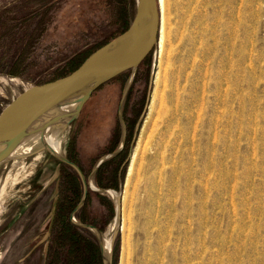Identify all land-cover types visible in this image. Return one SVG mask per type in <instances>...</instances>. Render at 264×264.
Here are the masks:
<instances>
[{
    "label": "rangeland",
    "instance_id": "rangeland-1",
    "mask_svg": "<svg viewBox=\"0 0 264 264\" xmlns=\"http://www.w3.org/2000/svg\"><path fill=\"white\" fill-rule=\"evenodd\" d=\"M164 1V30L170 33L161 55L157 42L143 64L94 91L59 134L60 152L94 187L77 220L107 234L115 192L120 224L112 264H264V0ZM134 9L135 0H0V107L23 87L56 78L78 52L122 33ZM159 61L157 111L146 122L125 186ZM163 82L168 97L179 95L190 111L199 109L200 94L208 98L193 153L175 156L178 135L157 126ZM157 135L164 136L159 141ZM122 147L123 154L112 158ZM162 158L164 188L156 196L149 185L158 180ZM57 165L43 151L0 165V264H82L69 245L62 257L56 250L60 225L70 223L82 194L65 165L50 182ZM77 229L98 246L90 232Z\"/></svg>",
    "mask_w": 264,
    "mask_h": 264
},
{
    "label": "water",
    "instance_id": "water-1",
    "mask_svg": "<svg viewBox=\"0 0 264 264\" xmlns=\"http://www.w3.org/2000/svg\"><path fill=\"white\" fill-rule=\"evenodd\" d=\"M159 30L158 0H135L134 14L125 31L96 49L72 72L47 81L31 83L10 97L0 107V140L19 128L27 138L40 146L39 150L31 152L29 155L43 151L58 162L50 182L59 176L60 165L67 166L79 178L82 194L70 214V223L76 228L90 232L96 238L102 264H112L111 245L113 239L110 247L107 248L102 232L93 225L79 222L76 217L85 204L88 189L93 190L90 182L86 180L81 169L67 159L60 150L37 139L27 127L25 118L41 108L58 106L71 113L67 116L66 127L71 119L74 121L78 117L87 99L94 91L118 75L129 70L134 71L140 66L157 44ZM130 82L131 79L128 85ZM107 157H102L98 161L97 167ZM55 207L56 200L53 201L50 212L51 219L54 217ZM50 228L51 224L49 230Z\"/></svg>",
    "mask_w": 264,
    "mask_h": 264
},
{
    "label": "bare ground",
    "instance_id": "bare-ground-1",
    "mask_svg": "<svg viewBox=\"0 0 264 264\" xmlns=\"http://www.w3.org/2000/svg\"><path fill=\"white\" fill-rule=\"evenodd\" d=\"M180 1V0H179ZM174 3V2H173ZM158 4H159V8H160V30H159V36H158V47H159V52H160V55H161V52L163 50V47H164V44H167L169 43V41L166 42V35H169V32L168 34H165V30H164V6H165V1L164 0H158ZM181 4H182V1H181ZM180 4V5H181ZM173 5V4H172ZM176 5V0H175V4ZM180 7V6H179ZM182 7V6H181ZM176 9V7H174ZM173 8V9H174ZM183 8V7H182ZM179 10H177L178 12ZM181 11V10H180ZM183 12V11H181ZM178 14V13H177ZM183 14V13H182ZM181 14V15H182ZM179 17V16H178ZM181 18V16H180ZM180 21V19H178ZM177 21V20H175ZM181 22V21H180ZM175 23V22H174ZM177 24L178 21H177ZM175 29V27H174ZM177 29V28H176ZM175 31V30H173ZM179 31V28L178 30ZM177 31L175 32L177 36ZM174 35V34H173ZM168 37V36H167ZM170 38V37H168ZM168 47V46H166ZM165 47V48H166ZM170 47V46H169ZM176 51V50H175ZM161 58V57H160ZM170 58V57H169ZM162 61V60H161ZM161 64L162 62L160 63V61L158 62V70L156 71V74H155V78H154V81H153V91H152V94H151V99H150V102H149V105H148V109H147V115L143 121V124L141 126V129H140V133H139V137L137 139V142H136V145L133 149V152L131 154V157H130V162H129V166H128V169H127V173H126V179H125V186H127L128 184V181H129V178L131 176V173H132V170H133V167H134V163H135V159H136V155H137V150H138V146H139V142L141 141V135L144 131V129L146 130V122L149 118V115L151 114L152 110L156 107L153 108L155 101H156V97H157V93L160 89V83H162L161 81V74H160V69L161 68ZM163 67V65H162ZM165 69V68H164ZM167 70V69H166ZM173 70V69H172ZM165 71V70H164ZM206 71V70H205ZM161 72H163L161 70ZM167 73V72H166ZM163 75V74H162ZM164 76H167V74L165 75L164 73ZM216 77V76H215ZM167 78V77H166ZM165 80V78H164ZM172 80V79H171ZM165 82V81H164ZM163 82V84H164ZM166 84H167V81H166ZM166 84L163 85V90H162V94L160 93V102H161V107L160 105L158 106L159 109V114L156 115L158 116L157 118V121L156 123L157 126L159 125L160 126V129L165 132L166 134H174L176 133L179 137V140H178V137L177 138H173L172 141H176V139L178 140L177 142V147L176 146H173L175 147V153L174 155L177 156L179 154V151H187V153H193L194 151V145H195V141H196V136L199 134L197 132V128H200L202 130V128L200 126H202L201 122H203V114H204V109H205V100L208 99L205 97V95H202L200 94V97L202 96V99H199V109L197 108V110H192L190 111L187 107L182 104L183 102L180 101L181 98H179V95L176 96L173 99H171L172 97H168L169 93L168 91H166ZM204 84V83H203ZM207 84V83H206ZM170 84H168L169 86ZM204 86V85H202ZM201 86V87H202ZM204 89V87H203ZM207 90V89H206ZM171 91V90H169ZM203 92V91H201ZM215 92V91H214ZM175 94V93H173ZM178 94V93H177ZM216 96V95H215ZM219 98V97H218ZM180 99V100H179ZM194 99V98H193ZM198 99V98H197ZM195 99V100H197ZM182 100H184L182 98ZM192 100V99H191ZM190 100V101H191ZM214 100V98H213ZM159 101V100H158ZM189 101V100H188ZM194 101V100H193ZM208 101V100H207ZM209 101H212V99ZM215 101V100H214ZM186 102V101H185ZM196 102V101H195ZM217 103V102H216ZM191 103H189L190 105ZM194 104V102H193ZM207 104H211V103H207ZM213 104V103H212ZM196 103L192 106H195ZM214 105H215V102H214ZM191 105L189 106L191 109L193 108ZM210 106V105H209ZM218 106V105H217ZM212 107V106H210ZM213 108V107H212ZM215 108V107H214ZM157 109V108H156ZM154 109V110H156ZM188 110V111H183V110ZM195 109V108H194ZM207 109L209 110V107H207ZM153 110V111H154ZM212 110V109H211ZM157 111V110H156ZM208 112L205 113V116L207 115ZM68 114H71L70 112L68 111H65L63 110L62 108L58 107V106H49V107H44V108H41L37 111H35L34 113L28 115L26 118H25V123L27 125V127L31 130V132L33 133V135H35V137L43 142H45L46 144L52 146L53 148L59 150V134H61L60 132L62 131V129L65 127V124L67 123V119H68ZM209 115V114H208ZM211 115V114H210ZM209 116V119L211 118ZM214 116V115H213ZM151 117V116H150ZM205 117V119L207 118ZM156 118V117H155ZM208 119V118H207ZM208 119V120H209ZM183 120V121H182ZM207 120V121H208ZM211 120V119H210ZM214 120V119H213ZM219 118H216V122H218ZM154 121V120H153ZM215 122V123H216ZM154 125V124H153ZM209 126V125H207ZM153 127V126H152ZM156 127V126H155ZM215 127V126H213ZM154 129V128H153ZM152 129V130H153ZM211 129V128H209ZM160 130V131H161ZM201 130L200 133H201ZM204 132L205 129H203ZM218 130V128H217ZM216 130V131H217ZM154 131V130H153ZM152 131V133H153ZM215 131V130H214ZM215 131V132H216ZM209 132V131H208ZM206 132V133H208ZM146 133V132H145ZM159 133V132H158ZM163 134V133H162ZM221 134V133H220ZM152 135V134H151ZM160 135V133H159ZM216 135V133H215ZM164 136V135H163ZM162 135L159 137L157 135V137H159V141H160V138L163 137ZM165 136H168V135H165ZM199 136V135H198ZM214 136V135H213ZM204 137V136H202ZM208 137H209V133H208ZM168 138V137H167ZM201 138V137H200ZM200 138L197 139V141H200ZM213 138V137H212ZM143 139V138H142ZM155 139V138H154ZM208 139V138H207ZM206 139V140H207ZM157 140V139H156ZM162 140V139H161ZM163 140L166 141V139L164 138ZM162 140V141H163ZM158 141V146H159V142ZM164 141V142H165ZM168 141H169V138H168ZM167 141V142H168ZM171 141V142H172ZM213 141H215V139L213 138ZM221 141V139H220ZM163 142V143H164ZM165 142V143H167ZM170 142V144H171ZM207 142V141H206ZM219 142V141H218ZM157 143V141H156ZM173 143V142H172ZM175 143V142H174ZM198 142H196L197 144ZM214 143V142H213ZM168 144V143H167ZM200 144V143H199ZM215 144V143H214ZM164 145V144H163ZM165 147V146H164ZM219 147V146H218ZM37 148H40V146L34 142L33 140L27 138L21 131V129L17 128L15 131L13 132H10L8 135H5L1 140H0V165L3 164L4 162H8V160H11V159H15L17 157H20V156H26V155H29L31 154V152L35 151V150H38ZM196 148V147H195ZM28 152V150H30ZM163 150L165 148H162ZM201 150V149H200ZM198 151V150H197ZM204 151V150H203ZM28 152V154H27ZM219 152V151H218ZM182 153V152H181ZM185 153V152H184ZM197 153V152H196ZM163 154V152H162ZM169 154V153H168ZM201 154V152H200ZM166 155V154H165ZM190 155V154H189ZM194 155V154H193ZM191 155V156H193ZM186 156V155H185ZM196 156V155H195ZM170 157V156H169ZM174 158V157H173ZM178 158V157H177ZM195 158V157H193ZM164 158H162V161H160L159 163V166H160V170L156 169L157 170V178L158 179L157 181H154L152 182L151 185H149V187L151 186L152 189H155L157 190V192L155 193L156 196H159L163 190V181L161 179L162 176V173H164L163 171L165 170V165H164ZM182 159V158H181ZM179 160V159H178ZM196 160V159H195ZM203 160V159H202ZM194 161V160H193ZM179 162V161H178ZM182 162V160H181ZM188 162V161H187ZM153 163V162H152ZM189 163V162H188ZM11 164V163H10ZM176 164V163H175ZM195 164V163H194ZM179 165V164H178ZM193 165V164H192ZM191 165V166H192ZM212 165V164H211ZM10 166V165H9ZM148 166V165H147ZM184 166V165H183ZM198 166V165H197ZM187 167V166H186ZM8 168V167H7ZM10 168V167H9ZM217 168V167H216ZM170 169V168H169ZM173 169V168H172ZM176 168H174L175 170ZM179 169V168H178ZM155 170V171H156ZM180 170V169H179ZM201 170V169H200ZM152 171V170H151ZM178 171V170H177ZM181 171V170H180ZM183 172V171H182ZM156 173V172H155ZM170 173V172H169ZM187 173V172H186ZM153 174V173H152ZM167 174V173H166ZM171 174V173H170ZM180 174V173H179ZM199 174V173H198ZM176 175V174H175ZM185 175V174H184ZM152 176V175H150ZM149 176V177H150ZM183 176V175H182ZM186 176V175H185ZM184 176V177H185ZM164 177V175H163ZM174 177V176H173ZM178 177V176H177ZM177 177L175 178L176 181H177ZM151 178V177H150ZM153 178H154V175H153ZM167 178V177H166ZM2 179V178H1ZM172 179V178H171ZM185 179V178H184ZM149 180V179H148ZM151 180V179H150ZM167 180V179H166ZM189 180V179H188ZM145 181V180H144ZM169 182V181H168ZM142 183V182H141ZM171 183H172V180H171ZM169 184V183H168ZM178 184V183H177ZM176 184V185H177ZM92 188L93 185H91ZM168 186V185H167ZM147 187V186H146ZM148 187V189H149ZM177 187V186H175ZM144 188V187H143ZM179 188V187H177ZM169 189V188H167ZM175 189V188H174ZM182 189V188H181ZM180 189V190H181ZM185 189V188H183ZM182 189V190H183ZM126 190V189H125ZM147 190V188H146ZM171 190V189H170ZM181 190V191H182ZM127 191V190H126ZM153 191V190H152ZM151 191V192H152ZM149 192V191H148ZM167 191H165L166 193ZM153 193V192H152ZM164 193V195L166 196V194ZM112 195V196H111ZM147 195V194H146ZM150 195V193L148 194ZM110 196L113 198V201L115 203V206H116V213H115V217L113 218V221L111 222V225H110V229L108 231L107 234L104 235V240H105V245L107 248L110 247V244H111V241L115 235V233H117V231L119 230V224H120V206H119V200H120V197L118 195V193H115V192H111ZM152 196V195H151ZM150 196V197H151ZM155 197V196H154ZM159 198V197H158ZM164 198V197H163ZM162 198V200H163ZM149 199V197H148ZM153 200V199H152ZM155 200V199H154ZM166 200H167V197H166ZM165 200V201H166ZM151 201V200H150ZM164 201V202H165ZM157 202V200H156ZM162 202V201H161ZM151 203V202H150ZM152 204V203H151ZM159 205V204H158ZM162 207V206H161ZM157 208V207H156ZM140 209V208H139ZM152 209V207H151ZM154 210V209H153ZM151 211V210H150ZM149 211V212H150ZM142 212V211H141ZM156 212V210H155ZM157 213V212H156ZM141 215V214H140ZM157 215V214H156ZM143 217V216H142ZM145 218V217H144ZM146 220V219H145ZM142 221V220H141ZM144 222V221H143ZM121 228H122V225H121Z\"/></svg>",
    "mask_w": 264,
    "mask_h": 264
},
{
    "label": "trees",
    "instance_id": "trees-1",
    "mask_svg": "<svg viewBox=\"0 0 264 264\" xmlns=\"http://www.w3.org/2000/svg\"><path fill=\"white\" fill-rule=\"evenodd\" d=\"M115 36H117V35L110 37L109 41L111 39H113ZM106 42H108V41H106ZM102 45L103 44L98 46L96 49H98ZM95 50L90 51L88 53L87 52H78L75 56H73V58H71L72 61H71L70 66L63 71L56 73L55 75H53V77L61 76L63 74H67L69 72H72L77 67H79L82 64V62L88 56H90ZM145 59L143 60V62L145 61ZM143 62L141 64H143ZM117 77H119V75ZM97 184L100 187H106L101 182H98ZM88 223L96 224V223H94V221H89ZM56 242H58L57 246H56V250H57V252H59V255L61 257H62V253H63L62 252L63 246L69 245L71 252L74 253L78 259H80L82 264H101L98 246L92 240H90L89 238H87L83 234H81L78 231V229L75 228L74 226H72L69 222L65 223V221H64V224L60 225V229L56 234ZM51 248H52V245H51ZM51 251H52V249H51ZM85 257H87V258H85ZM88 259H89V262L86 261Z\"/></svg>",
    "mask_w": 264,
    "mask_h": 264
},
{
    "label": "flooded vegetation",
    "instance_id": "flooded-vegetation-1",
    "mask_svg": "<svg viewBox=\"0 0 264 264\" xmlns=\"http://www.w3.org/2000/svg\"><path fill=\"white\" fill-rule=\"evenodd\" d=\"M123 147H122V149L119 151V152H117L114 156H112V158H115V157H119V156H121L122 154H123ZM110 171H112V170H110ZM79 179V178H78ZM80 181V180H79ZM81 183V182H80ZM81 188H82V186H81ZM94 189V188H93ZM89 190V189H88ZM88 193V192H87ZM86 198H87V196H86ZM81 230V229H80ZM49 240H50V238H49Z\"/></svg>",
    "mask_w": 264,
    "mask_h": 264
}]
</instances>
